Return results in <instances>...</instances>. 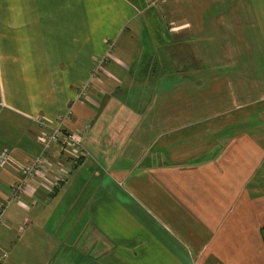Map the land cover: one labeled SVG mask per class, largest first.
I'll return each instance as SVG.
<instances>
[{"label":"crops","instance_id":"crops-1","mask_svg":"<svg viewBox=\"0 0 264 264\" xmlns=\"http://www.w3.org/2000/svg\"><path fill=\"white\" fill-rule=\"evenodd\" d=\"M0 0V264H264V0ZM86 84L80 92L79 87Z\"/></svg>","mask_w":264,"mask_h":264},{"label":"built area","instance_id":"built-area-1","mask_svg":"<svg viewBox=\"0 0 264 264\" xmlns=\"http://www.w3.org/2000/svg\"><path fill=\"white\" fill-rule=\"evenodd\" d=\"M156 0H150L149 3H154ZM85 88L82 84L79 87L80 92ZM60 144L62 147H66L70 150L77 152L78 155L82 154L81 149V134L80 132L65 130L60 123V120L51 127L49 132H45L40 138L41 150L40 152L25 162L19 170L18 179L13 185L12 195L8 198H0V223L3 222L5 216L6 206L15 199H19L23 193V190L27 184V180L33 178L34 175L44 166L46 162V151L52 144ZM9 150L7 147H3L0 150V167H3L6 163Z\"/></svg>","mask_w":264,"mask_h":264},{"label":"rangeland","instance_id":"rangeland-1","mask_svg":"<svg viewBox=\"0 0 264 264\" xmlns=\"http://www.w3.org/2000/svg\"><path fill=\"white\" fill-rule=\"evenodd\" d=\"M85 85V87H86V84H84ZM84 89H86V88H84ZM66 130V129H65ZM69 131V130H68Z\"/></svg>","mask_w":264,"mask_h":264},{"label":"trees","instance_id":"trees-1","mask_svg":"<svg viewBox=\"0 0 264 264\" xmlns=\"http://www.w3.org/2000/svg\"><path fill=\"white\" fill-rule=\"evenodd\" d=\"M40 149H41V145H40Z\"/></svg>","mask_w":264,"mask_h":264}]
</instances>
